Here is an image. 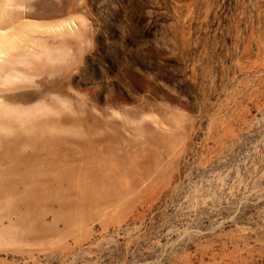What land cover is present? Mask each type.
I'll list each match as a JSON object with an SVG mask.
<instances>
[{"label":"rangeland","instance_id":"1","mask_svg":"<svg viewBox=\"0 0 264 264\" xmlns=\"http://www.w3.org/2000/svg\"><path fill=\"white\" fill-rule=\"evenodd\" d=\"M0 264H264V0H0Z\"/></svg>","mask_w":264,"mask_h":264},{"label":"bare ground","instance_id":"2","mask_svg":"<svg viewBox=\"0 0 264 264\" xmlns=\"http://www.w3.org/2000/svg\"><path fill=\"white\" fill-rule=\"evenodd\" d=\"M1 33H3L4 31L0 30Z\"/></svg>","mask_w":264,"mask_h":264}]
</instances>
